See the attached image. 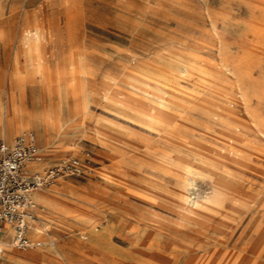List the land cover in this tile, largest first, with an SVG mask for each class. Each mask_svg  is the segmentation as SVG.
Segmentation results:
<instances>
[{"label": "rangeland", "instance_id": "rangeland-1", "mask_svg": "<svg viewBox=\"0 0 264 264\" xmlns=\"http://www.w3.org/2000/svg\"><path fill=\"white\" fill-rule=\"evenodd\" d=\"M14 65L28 170L86 164L35 193L44 264H264V0H0L3 129Z\"/></svg>", "mask_w": 264, "mask_h": 264}, {"label": "built area", "instance_id": "built-area-1", "mask_svg": "<svg viewBox=\"0 0 264 264\" xmlns=\"http://www.w3.org/2000/svg\"><path fill=\"white\" fill-rule=\"evenodd\" d=\"M39 150L33 131L22 132L12 142L0 139V255L7 246L26 249L30 223L35 219L34 192L49 188L60 177L80 176L86 164L76 157L63 159L42 173L26 167Z\"/></svg>", "mask_w": 264, "mask_h": 264}, {"label": "bare ground", "instance_id": "bare-ground-1", "mask_svg": "<svg viewBox=\"0 0 264 264\" xmlns=\"http://www.w3.org/2000/svg\"><path fill=\"white\" fill-rule=\"evenodd\" d=\"M7 37H8V35H7ZM143 77H145V76H143ZM25 79H26V73H25V71H22L21 68H18L16 65H14L13 71H12V73L10 74V76L8 78V85H7V119H6V125H5L6 127L4 129H3L2 125H1V122H0V134L5 133V135H6L5 140L6 141H11V140H9L10 135L13 134V133H17L19 131V128L20 127H22V126L23 127H26L27 126V123L30 122L33 118L36 121H38V122H42L43 125L46 124V121L48 119L47 118L48 117L47 114L41 113L39 115L36 114L35 116H33L32 114L29 115L26 123L22 121V118H25V117H20V115L25 114V111L19 107V103L25 101V98L23 96L24 93L23 94H20V96L18 98L17 95H16V92H15V89H20V92H22V90H23L22 89V86H23L24 83H26L25 82L26 81ZM49 84H50V82H49ZM165 86L167 87V85H165ZM50 88H51V86H50ZM25 89H26V87H25ZM162 107H164V105ZM53 114L54 113H52V115ZM53 122H55V121H53ZM41 134L44 137V142L45 141H48L49 134L47 133V131L46 130H43V132H41ZM63 151H64V149H63ZM65 152L71 153L72 151H71L70 148H65ZM40 157H41V148L39 147V150H38L37 154L35 155V158H34V160H33L32 163L33 164L39 163L40 162ZM29 236H30L31 241H32L31 244L36 245L37 248L28 249L24 253V255L26 257L33 258V259H37L39 261V263L44 264L42 262L43 261L42 260V257H44V256H46L48 254H51V256H53L54 258H57L58 255L59 256L61 255V249L56 248V247H51V248H49V249H47L45 251L44 250L43 251L42 250H39L40 248H38V247H40L42 245V243L44 244L46 238L41 234V228L38 225L35 226V227L30 228ZM13 248H15V247H13ZM11 250H13V249H11ZM65 251H67V250H65ZM9 259L10 260H14L15 258H14V256L11 255V256H9ZM57 260H59V259H57ZM58 262L61 263V264H64L61 261H58Z\"/></svg>", "mask_w": 264, "mask_h": 264}, {"label": "crops", "instance_id": "crops-1", "mask_svg": "<svg viewBox=\"0 0 264 264\" xmlns=\"http://www.w3.org/2000/svg\"><path fill=\"white\" fill-rule=\"evenodd\" d=\"M5 138H6V135H5V133H4V138H2V139L5 140ZM12 141H13V140L8 141V142H12ZM29 170L33 172V170H31V169H29ZM35 193H36V192H34L33 196H35ZM9 248H11V249H16V248H13V247H11V246L8 245L6 249H9Z\"/></svg>", "mask_w": 264, "mask_h": 264}]
</instances>
